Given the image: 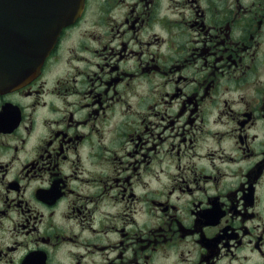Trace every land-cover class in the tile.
<instances>
[{"label": "flooded vegetation", "instance_id": "flooded-vegetation-1", "mask_svg": "<svg viewBox=\"0 0 264 264\" xmlns=\"http://www.w3.org/2000/svg\"><path fill=\"white\" fill-rule=\"evenodd\" d=\"M0 264H264V0H84L0 85Z\"/></svg>", "mask_w": 264, "mask_h": 264}, {"label": "water", "instance_id": "water-1", "mask_svg": "<svg viewBox=\"0 0 264 264\" xmlns=\"http://www.w3.org/2000/svg\"><path fill=\"white\" fill-rule=\"evenodd\" d=\"M84 0H0V85L35 77Z\"/></svg>", "mask_w": 264, "mask_h": 264}]
</instances>
